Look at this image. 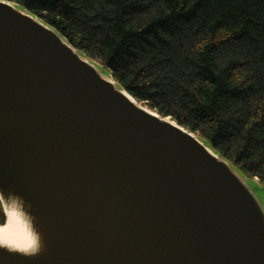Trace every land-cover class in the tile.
<instances>
[{"label": "water", "instance_id": "95a60500", "mask_svg": "<svg viewBox=\"0 0 264 264\" xmlns=\"http://www.w3.org/2000/svg\"><path fill=\"white\" fill-rule=\"evenodd\" d=\"M0 264H264V185L0 0Z\"/></svg>", "mask_w": 264, "mask_h": 264}, {"label": "trees", "instance_id": "16d2710c", "mask_svg": "<svg viewBox=\"0 0 264 264\" xmlns=\"http://www.w3.org/2000/svg\"><path fill=\"white\" fill-rule=\"evenodd\" d=\"M9 1L264 185V0Z\"/></svg>", "mask_w": 264, "mask_h": 264}, {"label": "clouds", "instance_id": "9594fccd", "mask_svg": "<svg viewBox=\"0 0 264 264\" xmlns=\"http://www.w3.org/2000/svg\"><path fill=\"white\" fill-rule=\"evenodd\" d=\"M4 209L7 211L8 227L0 232V245L6 246L9 249H19L23 252H37L39 248V237L35 233L29 232L24 240H19L12 232V225L20 217L19 206L15 199L4 204Z\"/></svg>", "mask_w": 264, "mask_h": 264}, {"label": "bare ground", "instance_id": "6f19581e", "mask_svg": "<svg viewBox=\"0 0 264 264\" xmlns=\"http://www.w3.org/2000/svg\"><path fill=\"white\" fill-rule=\"evenodd\" d=\"M6 227H8V222L3 227H0V232H2V230ZM18 231V225L16 222H14L12 225V232L14 233L15 237H20V233H18Z\"/></svg>", "mask_w": 264, "mask_h": 264}]
</instances>
